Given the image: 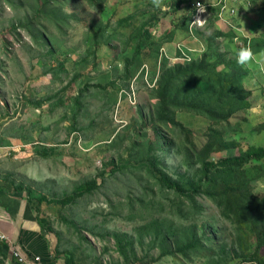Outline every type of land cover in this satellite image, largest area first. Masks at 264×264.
I'll return each instance as SVG.
<instances>
[{
	"label": "rangeland",
	"instance_id": "rangeland-1",
	"mask_svg": "<svg viewBox=\"0 0 264 264\" xmlns=\"http://www.w3.org/2000/svg\"><path fill=\"white\" fill-rule=\"evenodd\" d=\"M77 2L59 10V26L45 20L33 22L39 6L37 0H2L0 3V138L14 137V141L10 138L8 142L14 154L19 149L13 148L26 146L29 150L26 156H8L6 160L24 170L25 175L20 174L21 184L49 201L62 200L81 184L102 172L107 174L101 189L76 205L66 208L52 205L44 209V215L60 236L61 249L73 251L81 264H226L219 263L221 260L236 264L237 261L232 262L233 249L230 250L231 260L222 252L227 243L232 245L234 237L215 203L199 199L206 212L194 220L175 217L170 214V207H177V202L173 204L174 195L162 193L148 178L145 168L137 165L144 158L145 144L153 143L160 150L158 146L165 139L161 156L172 169L169 175L178 179L179 173L186 172L180 167L176 148H170L172 139L178 146L181 138L167 126L161 130L164 138L155 135L151 120L157 105L155 90L163 58L174 65L185 61L179 59L180 46H186L194 58L207 49L204 37L195 35L187 25L189 11L185 7L175 13L173 0H108L103 12L91 9L83 0ZM223 7L212 10L213 20L217 21ZM232 10L236 11L234 16ZM223 13L232 23L228 24L229 28L252 37L256 43L263 39L264 0H232L229 10ZM153 14L158 18L156 28L151 31L158 39H163L180 20L181 27L174 40L161 49L159 64L151 63L140 70L136 66L126 79L127 62L134 55V43L128 40ZM132 16L130 25L119 26L120 20ZM217 25L220 27L222 23L217 22ZM102 29L105 30L100 37L102 44L96 48L88 40L93 41L94 35ZM212 31L202 32L206 37ZM91 45L93 49H89ZM243 45L241 39L228 46L224 43L223 51L237 53ZM88 50L92 54L89 55ZM60 63L66 65V71L58 72V79H54L50 72L57 70ZM245 67L257 69L258 79L247 78L244 85L246 89L257 91L260 98L250 112L231 120L232 128L242 131V136L234 131L231 137L241 140L244 149L264 147V135L251 132L264 121L259 122L255 117L264 111V54L261 59L259 54H253ZM86 86L89 90L83 92ZM77 98H80L79 108L75 104ZM38 104L43 106L38 107ZM178 119L192 129V141L200 151L208 140L205 120L191 114H180ZM242 120L247 122L239 125L238 121ZM52 149H55L54 154H42L43 150ZM234 154H238L237 151ZM130 157L133 166H121ZM112 161L121 166L114 175L107 167ZM262 192L264 183L257 189V193ZM168 218L173 219L177 229L197 225L200 236L203 235L201 230L210 225L209 249L188 257L169 256L159 242L153 240V231L149 234L139 231L154 220L165 224ZM71 222L77 224L84 240ZM115 235L135 242L136 259L130 255L126 260L121 256ZM53 238L55 240L51 241L55 244L57 238ZM166 249L176 252L174 243Z\"/></svg>",
	"mask_w": 264,
	"mask_h": 264
},
{
	"label": "trees",
	"instance_id": "trees-1",
	"mask_svg": "<svg viewBox=\"0 0 264 264\" xmlns=\"http://www.w3.org/2000/svg\"><path fill=\"white\" fill-rule=\"evenodd\" d=\"M77 1L79 0H37L39 6L33 22L45 20L59 26V10L69 3L78 4ZM107 1L83 0L82 3L97 12H103ZM198 1L202 0H173L172 2L175 13L182 11L185 7L186 11H189L188 27H191L194 6ZM203 1L210 4V0ZM231 2L232 0L229 4ZM218 7L220 6L210 4L209 13L211 16L208 19V24L201 29H195V34L204 37L207 49L199 57L194 58L191 54V59L174 65L164 57L155 90L157 105L151 120V129L155 135L164 138V134L161 132L162 128L165 126L173 128L176 135L181 138V143L175 146V139H172L170 148H176L181 159L180 167L185 168L186 172L179 173L178 179L169 175V171L172 169L161 156L164 150L163 142H167L165 139L158 146L160 150L153 146V143L145 144L144 158L137 162V165L145 168L148 178L155 182L162 193L171 192L174 195L173 204L177 202V207H170V214L175 217L194 220L206 212L205 206L199 203V199L211 200L215 203L223 220L231 226L234 237L232 245L227 243L222 250L227 259L231 260L233 255L232 262L237 261L236 264H264V192L257 193L259 185L264 183V147L249 146L244 149L241 140L231 137L234 131L238 136H242V131L232 128L231 120L243 112H250L254 103H257L260 98L256 95L257 91L246 89L244 85L247 78L253 76L258 79L257 69L253 71L245 67V64H238L237 53L223 51L226 46L235 44V40L241 39L244 42L243 48L248 46L252 53L259 54L261 59L264 54V32L261 36L263 39L257 40L256 43L252 37L244 36L233 28H229L228 24H232L229 21L222 24V29V25L220 27L217 25V22L222 21L221 13L217 12L219 15L216 13L217 21L212 18V10H216ZM234 15L232 14V16ZM157 18V14H153L129 38L128 41L134 43L132 52L134 55L127 62L126 79L136 66L140 70L141 67L151 63L159 64L161 49L164 44L174 40L181 27L182 20L169 30L163 39H158L151 31L157 26ZM133 19V16L122 19L118 22L119 26L130 25ZM205 29L213 30L212 34L205 37L202 32ZM104 31L102 29L97 32L94 35V40L90 41V39L88 42H93L98 48L102 44L100 37ZM145 42L146 46H144ZM224 43L226 46L223 48ZM127 46L126 51L128 50ZM89 49H93L92 45ZM88 53L92 54L91 50H88ZM62 71H66L64 63H60L57 70L50 73L54 79H58V72ZM59 81L63 84L61 80ZM88 90L89 86H86L83 92ZM105 90L107 91V89ZM79 101L80 98L75 99L78 108ZM61 104L64 105V103ZM37 106L42 107L43 105L38 104ZM180 114H191L205 120L208 140L200 151L196 150L192 141V129L178 119ZM255 117L256 120L259 119L257 116ZM246 122V120L238 121L239 125ZM248 124L246 125L248 126ZM251 132L264 135V121L253 127ZM236 151L238 154H234ZM54 153L55 149L42 152L44 156ZM131 161L132 157L121 166L132 167ZM121 166L114 161L107 165L112 170V175L120 171ZM106 175L105 172H102L91 181L78 186L71 195L65 196L62 200L49 201L46 196L35 195L32 188L25 189L24 185L15 188L16 192L26 194L29 204L37 215L42 235L52 240H55L53 237L56 236L53 254L64 264L81 263L77 261L73 251L61 249L60 236L44 215V209L50 208L52 205L63 208L76 205L80 200L98 192L104 184ZM70 225L84 240L82 231L77 224L71 222ZM210 228L212 229L210 225H206L201 230L203 235L200 236L197 225L177 229L173 219L168 218L165 224L154 220L139 228V231L142 234H149L150 231H153V240L159 242L160 248L166 255L182 254L188 257L192 253L209 249L211 239L208 230ZM186 232H189L188 237ZM114 238L117 250L122 257L126 260L130 258V255L137 258L133 240L122 235H115ZM170 243H174L176 252L172 253L174 250L167 251L166 246ZM230 250H232V255H230ZM11 252L12 248L8 242H0V264H7ZM221 262L229 264L226 260L219 261V263Z\"/></svg>",
	"mask_w": 264,
	"mask_h": 264
},
{
	"label": "crops",
	"instance_id": "crops-1",
	"mask_svg": "<svg viewBox=\"0 0 264 264\" xmlns=\"http://www.w3.org/2000/svg\"><path fill=\"white\" fill-rule=\"evenodd\" d=\"M219 1L210 0V4L217 5ZM221 20L220 23H226L225 15ZM257 117L260 121L264 120V113ZM7 135H9V129ZM10 138L12 141L15 140L14 137L0 138V232L7 235L9 239L7 242L12 248L7 264H21L13 257L15 249L23 253L28 264H64L53 254L54 243L51 239L42 235L37 215L29 204L26 194L15 190L21 185H24L25 189L28 188L25 184H21L20 174L25 175V172L6 159L9 158L8 156L24 155L29 150L23 146L13 148L19 149L15 154L10 153V143H8Z\"/></svg>",
	"mask_w": 264,
	"mask_h": 264
},
{
	"label": "built area",
	"instance_id": "built-area-1",
	"mask_svg": "<svg viewBox=\"0 0 264 264\" xmlns=\"http://www.w3.org/2000/svg\"><path fill=\"white\" fill-rule=\"evenodd\" d=\"M229 2L230 0H220L219 3L217 5L220 6H224L223 7V12H227L229 10ZM209 7L210 4H206L203 1H198L195 4V13H194V17H193V22L191 24V31L195 34V29H200L202 27H204L205 25H207V18L209 16ZM221 12L220 17L223 18L224 17V13ZM232 13L235 14L236 11L232 10ZM164 51H166L165 49H163ZM180 52L182 53L181 58L179 59H191L190 57V53L191 51L186 47V46H180ZM189 54V55H188ZM1 151V150H0ZM8 237L6 234H3L0 232V241H8ZM14 257L17 258L20 263L22 264H28V260L27 258L23 255V253L17 249L14 250L13 253Z\"/></svg>",
	"mask_w": 264,
	"mask_h": 264
},
{
	"label": "clouds",
	"instance_id": "clouds-1",
	"mask_svg": "<svg viewBox=\"0 0 264 264\" xmlns=\"http://www.w3.org/2000/svg\"><path fill=\"white\" fill-rule=\"evenodd\" d=\"M204 2V1H203ZM195 7V6H194ZM194 13H195V10L193 12V17H194ZM209 16H210V13H209ZM208 19L207 18V24H208ZM192 22H193V19H192ZM206 26V25H205ZM204 26V27H205ZM203 28V27H202ZM201 29V28H200ZM196 35V34H195ZM253 57V53L251 51L250 48H240L236 54V61L238 64H241V65H244L246 63H248ZM10 153L13 154L12 150L10 151ZM1 243L2 242H5V241H0ZM7 242V241H6ZM14 253V252H13ZM14 257V255H13ZM15 258V257H14ZM17 259V258H16ZM18 260V259H17ZM19 261V260H18ZM20 262V261H19ZM22 264V263H21Z\"/></svg>",
	"mask_w": 264,
	"mask_h": 264
}]
</instances>
